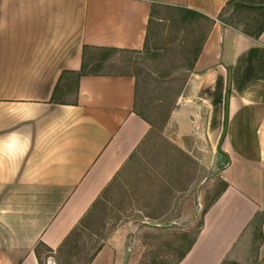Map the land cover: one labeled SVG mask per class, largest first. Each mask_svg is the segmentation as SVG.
I'll use <instances>...</instances> for the list:
<instances>
[{
	"label": "crops",
	"instance_id": "crops-1",
	"mask_svg": "<svg viewBox=\"0 0 264 264\" xmlns=\"http://www.w3.org/2000/svg\"><path fill=\"white\" fill-rule=\"evenodd\" d=\"M230 1L0 0V264H41L42 245L56 253L147 140L135 75L90 71L89 58L145 49L160 6L214 20L182 98L209 106L223 132L225 189L178 264L250 263L264 215V30L220 20ZM121 238L91 264H124Z\"/></svg>",
	"mask_w": 264,
	"mask_h": 264
},
{
	"label": "rangeland",
	"instance_id": "rangeland-1",
	"mask_svg": "<svg viewBox=\"0 0 264 264\" xmlns=\"http://www.w3.org/2000/svg\"><path fill=\"white\" fill-rule=\"evenodd\" d=\"M220 20L255 33L264 25V12L239 2ZM211 29L212 23L204 18L195 20L160 6L153 13L145 49L112 56L96 51L89 58L94 64L90 71L135 75L137 111L152 129L63 247L56 253L39 247L42 264H91L117 233L123 255L131 250L129 264H178L185 257L205 213L226 185L221 178L223 132L216 114L209 106L182 98ZM110 56L104 66L96 64ZM75 88L76 80L64 85L59 98L73 99ZM263 223L261 215L249 264H264Z\"/></svg>",
	"mask_w": 264,
	"mask_h": 264
},
{
	"label": "trees",
	"instance_id": "trees-1",
	"mask_svg": "<svg viewBox=\"0 0 264 264\" xmlns=\"http://www.w3.org/2000/svg\"><path fill=\"white\" fill-rule=\"evenodd\" d=\"M239 2H241L242 4L246 5V6H249V7H254L256 9H259V10H262L264 12V0H231L229 3H228V6L227 8L235 5V4H238ZM169 7L170 9H174V10H178L180 12H183L186 16L188 17H191L192 19H200V18H204L208 21H210L212 24L214 23V20H212L211 18L207 17L206 15L202 14V13H199L197 11H194V10H190V9H187V8H184V7H178V6H167ZM225 8V11L226 9ZM224 11V12H225ZM223 12V13H224ZM222 16V15H221ZM151 22H152V19H151ZM264 30V25H262L258 31H256L255 33H251V32H248V31H245V33L251 35V36H254V37H259L261 32ZM149 42V36L147 38V44ZM147 46V45H146ZM146 48V47H145ZM201 49H199L200 51ZM198 58V56L196 57V59ZM80 76V75H79ZM194 244V242H193ZM193 244L191 245L190 249L192 248ZM44 246V245H42ZM46 247V246H44ZM49 251L52 252L51 249H49L48 247H46ZM189 249V250H190ZM36 253H37V256L41 262V257H40V253H39V248L36 249ZM42 264V263H41Z\"/></svg>",
	"mask_w": 264,
	"mask_h": 264
},
{
	"label": "water",
	"instance_id": "water-1",
	"mask_svg": "<svg viewBox=\"0 0 264 264\" xmlns=\"http://www.w3.org/2000/svg\"><path fill=\"white\" fill-rule=\"evenodd\" d=\"M230 88H231V76H230V79H229V89ZM230 97H231V92L229 90L228 93H227V107H229ZM227 128H228V115H227V119H226V129L224 131V135H223L224 137L223 138H225V136L227 134ZM130 256H131V250L128 251L124 264H129Z\"/></svg>",
	"mask_w": 264,
	"mask_h": 264
}]
</instances>
